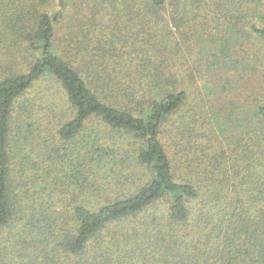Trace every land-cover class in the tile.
<instances>
[{"label":"trees","instance_id":"1","mask_svg":"<svg viewBox=\"0 0 264 264\" xmlns=\"http://www.w3.org/2000/svg\"><path fill=\"white\" fill-rule=\"evenodd\" d=\"M257 38L264 0H0V264H264Z\"/></svg>","mask_w":264,"mask_h":264},{"label":"rangeland","instance_id":"2","mask_svg":"<svg viewBox=\"0 0 264 264\" xmlns=\"http://www.w3.org/2000/svg\"><path fill=\"white\" fill-rule=\"evenodd\" d=\"M255 46L259 50L261 49L264 53V39H254ZM250 48V49H251ZM194 58H199L198 50L193 53ZM234 82L240 90L237 93V96L240 99H247L248 102H255V99L261 98L264 100V65H256L251 68V70H244L236 74ZM47 83V82H46ZM45 83V86H46Z\"/></svg>","mask_w":264,"mask_h":264}]
</instances>
